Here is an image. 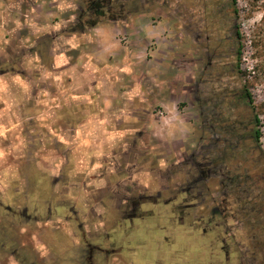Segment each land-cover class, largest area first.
I'll return each instance as SVG.
<instances>
[{"label": "clouds", "instance_id": "9594fccd", "mask_svg": "<svg viewBox=\"0 0 264 264\" xmlns=\"http://www.w3.org/2000/svg\"><path fill=\"white\" fill-rule=\"evenodd\" d=\"M90 3L0 0V264H97L101 252L104 264H209L221 241L238 264H264V146L250 135L264 109L243 99L264 88V0H107L103 15ZM129 29L150 47H129ZM178 58L191 115L165 92ZM205 171L213 190L201 183L185 221ZM142 201L163 205L168 243L126 223ZM193 217L221 227L203 237ZM110 231L109 258L96 238Z\"/></svg>", "mask_w": 264, "mask_h": 264}, {"label": "rangeland", "instance_id": "374dc122", "mask_svg": "<svg viewBox=\"0 0 264 264\" xmlns=\"http://www.w3.org/2000/svg\"><path fill=\"white\" fill-rule=\"evenodd\" d=\"M119 31V30H118ZM132 38L131 41V48L137 49L140 48L138 46L139 40L138 37H136L135 32H126V41L128 37ZM134 39V40H133ZM115 40H119V37H116ZM133 42V43H132ZM119 43H124V41L119 40ZM127 44L129 45L130 43ZM147 48L150 47L149 42L146 43ZM115 51L116 49H112ZM232 55L236 59V50L232 53ZM250 55L248 49H246L242 45L241 49V56L239 62H242L244 60H247L248 56ZM151 57V55H148V57ZM200 59L207 60V57H201ZM189 67L188 65L180 60L179 58L177 59V62L174 65V69L167 81L166 89L165 92L169 96L172 106L177 107L179 106V109L189 115L192 114L191 111V94L187 90V85H186V77L185 73L188 72ZM182 80V81H181ZM173 87V91L170 94L169 88ZM250 91L252 93L253 97V105H258L260 106L261 109H264V88H258L256 85H252L250 88ZM259 111V109H254ZM259 118V129H260V138H259V143L264 146V125L261 124V120L264 119V116L262 115H257ZM149 119H152V114L149 113ZM214 180V177L208 179L206 182H198L196 185L193 186V188L190 190L189 193H185V195H189L190 199L186 202L187 207L183 209L184 212V220L187 221L189 217H192V213L194 208L196 207H203V199L205 197V192L201 189V183H203V187L207 189L208 192H211L213 189L208 187V184ZM215 189L217 190V181L215 183ZM177 195H180V193H177ZM215 204L213 205V207ZM190 212V213H189ZM211 212V209H210ZM144 213L143 215H141ZM189 213V214H188ZM171 215H176V213H171ZM214 218V217H213ZM215 222V219H213ZM192 222L196 223L199 225L196 231H199L203 237H208L210 235L211 230H208L207 233H203L202 228L206 227L208 228V220L206 222V225L200 224V220L198 217H193ZM126 223L129 224H134L138 223L143 231L144 236H149L152 233H157L160 235L161 239L164 241V243H168L170 239H172V234L170 233V230L173 227V222L172 220L164 214L163 212V205H161L158 201H142L140 206L137 208V215L132 218L131 221H128L126 219ZM175 224L177 226H183V222L180 220L175 221ZM112 237H111V231L107 237H97L96 238V243L98 244L99 248H110V255L109 258L113 255L116 254V248L111 244ZM147 241H145L143 238L140 240L134 241L133 246L134 247H139L145 244ZM209 242V241H208ZM212 247V244L210 245ZM122 246H120L119 251L123 252L124 248L122 249ZM112 250V251H111ZM103 256V253L101 252L99 256H97V264H104V261L100 258ZM215 258L216 257H211L209 260V264H215ZM159 264H162L161 261H158ZM158 264V263H157Z\"/></svg>", "mask_w": 264, "mask_h": 264}, {"label": "flooded vegetation", "instance_id": "af4514ba", "mask_svg": "<svg viewBox=\"0 0 264 264\" xmlns=\"http://www.w3.org/2000/svg\"><path fill=\"white\" fill-rule=\"evenodd\" d=\"M209 167H213V165H209ZM212 177H214V176L209 174L207 171H205L203 181L206 182L208 179H210ZM234 184H235V180H234V178H231V177H225V178H223L222 181H217V191L219 193V197H217V199L223 198L225 206L227 205V200L230 197L227 196V194L224 191V188L229 187V186L234 185ZM143 214L144 213H142L141 215H143ZM210 215L214 218L219 217L220 219H223V217L221 216V212L219 210L218 205H215L211 209ZM207 225H208V228H206V227L202 228L204 233H207L208 230H211V232H210V234H211L213 231H215V229H219L221 227L220 223H216L213 220H208ZM226 242L227 241H221L220 242L219 254H218V257L215 258V264H238V261L236 260L237 254L234 251L232 244H229L227 251L224 250V243H226ZM211 244H212V242L209 241L208 246L210 247ZM101 249H103V248H101ZM122 249H123V246H122ZM109 255H110V253L108 252V256ZM157 263L159 264L158 261L156 262V264Z\"/></svg>", "mask_w": 264, "mask_h": 264}, {"label": "trees", "instance_id": "16d2710c", "mask_svg": "<svg viewBox=\"0 0 264 264\" xmlns=\"http://www.w3.org/2000/svg\"><path fill=\"white\" fill-rule=\"evenodd\" d=\"M107 4V0H91L90 3V9L96 14V15H103V9ZM241 49L242 45L239 46V48L236 49V60L239 62L240 56H241ZM243 99H246L249 101L251 104H253V97L252 93L249 90L248 94L243 97ZM259 125V118L258 116L255 117L254 124L251 127V132L250 135H253L255 139L259 142L260 138V129L258 127Z\"/></svg>", "mask_w": 264, "mask_h": 264}, {"label": "crops", "instance_id": "0c3cea01", "mask_svg": "<svg viewBox=\"0 0 264 264\" xmlns=\"http://www.w3.org/2000/svg\"><path fill=\"white\" fill-rule=\"evenodd\" d=\"M118 30H119V29H118ZM118 30H117V31H118ZM131 31H132L131 29L128 30L129 33H130ZM132 32H134V31H132ZM135 34H136V33H135ZM136 37H138V40H139V43H140V44H138V46H140V48H142V51L145 50V49L147 48L146 43H147L148 41H147L146 39H143V38L139 37L137 34H136ZM133 40H134V39H133ZM127 41H128V43H130L128 46L131 47V41H132V38H131L130 36L128 37ZM114 42H115V41H114ZM132 43H133V42H132ZM117 47H118V45H117ZM147 59H148V60H151V59H152V56H151V57H150V56H149V57L147 56ZM181 81H182V80H181ZM173 89H174L173 87H170V88H169L170 94H171V92L173 91ZM175 108H176V107L173 106V109H175ZM189 213H190V212H189ZM189 213H188V214H189ZM203 233H204V232H203Z\"/></svg>", "mask_w": 264, "mask_h": 264}]
</instances>
